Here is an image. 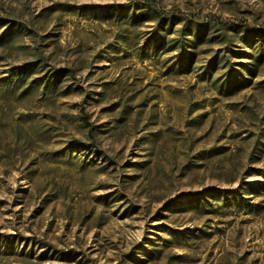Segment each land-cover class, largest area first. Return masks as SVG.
I'll list each match as a JSON object with an SVG mask.
<instances>
[{
	"label": "rangeland",
	"instance_id": "1",
	"mask_svg": "<svg viewBox=\"0 0 264 264\" xmlns=\"http://www.w3.org/2000/svg\"><path fill=\"white\" fill-rule=\"evenodd\" d=\"M0 250L264 264V0H0Z\"/></svg>",
	"mask_w": 264,
	"mask_h": 264
},
{
	"label": "trees",
	"instance_id": "2",
	"mask_svg": "<svg viewBox=\"0 0 264 264\" xmlns=\"http://www.w3.org/2000/svg\"><path fill=\"white\" fill-rule=\"evenodd\" d=\"M147 6V5H146ZM147 8L149 9V7L147 6ZM154 12V15H152V16H146V17H144V20L146 21V20H148L149 18L151 19H155V20H157V21H161L162 20V18H161V15H159L156 11H153ZM144 14H146V11H144ZM179 42H183L182 40L181 41H179ZM30 70V69H29ZM29 70H25V69H19L18 70V72L15 74V78L16 79H23L24 77H26L29 73ZM8 255H22V253H20V252H17V251H15V253H7V252H5V251H1L0 250V264H4V258H6V256H8ZM19 264V263H18Z\"/></svg>",
	"mask_w": 264,
	"mask_h": 264
}]
</instances>
